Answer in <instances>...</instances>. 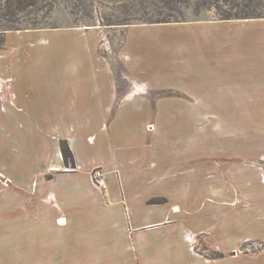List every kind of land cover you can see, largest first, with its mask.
I'll return each mask as SVG.
<instances>
[{
  "label": "rangeland",
  "instance_id": "1",
  "mask_svg": "<svg viewBox=\"0 0 264 264\" xmlns=\"http://www.w3.org/2000/svg\"><path fill=\"white\" fill-rule=\"evenodd\" d=\"M224 18H264V0H0V66L1 61L7 64L5 56L9 55V36L18 35L19 32V36L33 35L36 32L39 37L46 39L40 43L38 36L36 39L28 35L10 37L9 46L17 47V53L11 56L9 62L12 77L5 78L0 75V264H93L98 244L99 249L103 248L104 258L113 257L101 264H126V250L121 251V247L118 250L119 243H123V248L126 247V239L114 237L110 230L97 227L99 224L95 226L94 213L92 221L88 218L81 223L79 217L69 213V207L74 205L78 196L85 194L94 201L98 189L92 181V187L88 189L81 186L82 179H74L71 175L73 172L68 170L76 169V164L73 168H65L62 164L57 167L60 171L54 173L50 168L54 167L51 166L52 162H56L55 154L50 151L51 164L45 165L40 151L42 143H38L66 120L65 131L74 138L75 154L81 169L107 159L113 150L108 133L111 117L89 116L90 110L94 109L90 105L83 112L87 115L80 116L70 111L63 112L62 117L56 114H59L58 106L62 104L63 98L69 100L74 95L72 100L78 99L89 104L96 100V94L101 89L109 95L105 80L95 81L96 84L93 85L90 83V63H108L117 89L125 86L122 85L124 81L129 83L123 77V61L127 58L122 51L125 43L130 49L133 45L142 49V52L150 53L158 65L186 62L201 65L210 60L211 65L216 66L211 69L210 80L198 77L197 80L193 78L192 81H187L181 77V72H170L172 76L166 75L164 80L167 82L163 85L169 87L168 89L147 91V94L154 93L148 97L151 104H154V95H159L190 103L196 100L193 102L194 107L203 109L205 101L202 103L201 99L207 91L210 94L208 97L214 99L216 105H229L220 90L221 84L224 86L235 76L241 78V83L256 84L258 91L254 96L251 95L253 102H246L248 99L244 100L243 95L235 97L236 103L249 104L247 108L227 106L225 109L237 111L240 116L193 118L190 124L195 135L197 134L194 136L195 143L199 133L203 135V144L202 140L199 143L204 145V152L208 153L210 162H215V167L228 159H256L242 162L241 165L257 168L264 181V163L257 161L259 155H264V118H254L255 113H264V43H251L256 30L243 29L245 26L239 25L224 27L223 31L228 32V36L237 32L240 46L235 54L233 47L227 42L222 56L218 52L206 53L204 56L201 47L187 49V42L192 39L190 27L169 29L158 40L153 39L154 36L150 34H147L148 38H140L139 42L133 35L127 36V30L131 26L182 25ZM261 29L257 27V30ZM86 32L90 36L79 37ZM46 33L56 35L47 37ZM86 38H95L97 41L94 55L85 48L88 45ZM17 39L23 41L21 46ZM30 39L33 40L32 46L29 45ZM160 40L170 45L167 51L169 54L158 52ZM170 56L172 61H169ZM77 63L85 65V68L77 69L76 76L72 77L70 72L74 71L72 67ZM202 82L206 84L205 91L202 89ZM186 89L191 95L189 99L184 94ZM167 103H170L168 99L164 104ZM220 109L221 107L217 110ZM10 116L13 118L9 119ZM134 120L128 116L124 119V127L129 130L137 129L141 121L137 123ZM159 120L162 121L161 125ZM183 121L186 124V119L167 122L162 117L147 119L145 124L161 128L160 137H163V129L180 126ZM203 127L207 128V135L201 131ZM55 141L59 145L61 141H66L69 147L67 140L59 141L56 137ZM211 158L216 161H211ZM262 159L264 161V158L258 160ZM201 161L208 160L197 161L194 166ZM228 167L229 163L226 162V168ZM211 168H214L212 164ZM95 169L101 171L107 187L105 171L101 167L92 171ZM119 179L121 181L120 174ZM98 197L100 206L102 200L99 194ZM149 201L152 203L146 207V211L157 212L162 205L155 204L164 202L163 199ZM52 204L61 205L71 217L63 210L56 212L48 209L47 206ZM56 216L61 217L55 220L57 226L54 223ZM239 223L233 226V234L229 235L234 236L235 240L243 239L254 232L253 228L245 224L238 226ZM154 233L156 232L145 233V236H149L148 241L151 236L154 237ZM158 237L159 242L169 238L168 234ZM198 238L201 241L195 245V251L209 256L207 258H213L210 247L207 248L202 243L200 236ZM148 241V244L144 243L134 251L137 256L140 255L137 257L139 264H202L195 257H161L159 248L162 244ZM232 241L233 238H228L226 242ZM149 249L154 251L151 257H148L151 254ZM238 250L242 257L223 255L221 258L225 259L220 264H264V240L246 242ZM128 253L135 257L132 252Z\"/></svg>",
  "mask_w": 264,
  "mask_h": 264
},
{
  "label": "crops",
  "instance_id": "2",
  "mask_svg": "<svg viewBox=\"0 0 264 264\" xmlns=\"http://www.w3.org/2000/svg\"><path fill=\"white\" fill-rule=\"evenodd\" d=\"M233 25L245 26L243 29H255L257 33L251 43H264V18L213 20L182 25L161 24L152 27L131 26L127 30V36L133 35L139 42L140 38H145L147 34H150L154 36L153 39L158 40L169 29L190 27L192 29L190 34L192 39L187 42V49L201 47L204 56H206V53L214 54L215 52L221 53L220 56H222V53L226 51L227 42L233 47L232 51L235 54L239 51L240 41L238 40L239 36L236 35L237 32H229L231 34L228 36V32L223 31L224 27ZM257 27L262 29L257 30ZM35 33L19 36V32L18 35H11L9 38L14 36L20 38L28 35L30 38L36 39L39 34ZM53 35L56 34H45L47 37ZM86 36H90L88 32L79 37L85 38ZM9 38L7 41L9 47L7 53L9 55L5 56L7 64L1 61L2 65L0 66V75L5 78L12 77L9 62L11 56L17 53V47L14 45L9 46ZM32 39L29 40L30 46L33 45ZM39 39L38 41L41 43L45 38L39 37ZM17 40L21 46L23 41ZM96 42L95 38L92 40L86 38L88 45L85 48L91 55H94L97 49ZM169 46L160 40L158 52L167 53ZM131 49L126 43L122 48L123 53L127 56L123 61V77L129 83L124 81L122 85L125 86L120 90L117 89L113 71L108 63H90L88 64L90 83L93 85L99 80H105L109 87V95L101 89L96 94V100L91 101L89 104L78 99L72 100L74 95L69 100L63 98L62 104L58 106L59 114H56L62 117L63 112L70 111L78 113L80 116L81 114L87 115L83 112H86V106L90 105L94 109L90 110L89 116L111 117V127L108 133L111 138L110 147H113V150L107 159L104 158L101 162H94L81 169L75 154L74 138L68 131H65L64 124L67 123L66 120L65 123L63 122L55 128L54 132L47 133L45 140L38 142L42 143L40 144L42 148L40 151L45 159V165L51 164L49 162L50 151L55 154L56 162H52L51 166L54 167L50 169L57 174L60 171L57 167L64 165V162L59 142H56L55 138L58 137L59 141L61 139L67 140L76 164V169L68 171L73 172L70 174L74 176V179L76 178L75 180L82 179L81 186L85 188L92 187L90 180L92 169L101 167L105 171L107 178L106 192L101 194L98 190L94 201L85 194H81L82 197L78 196V200H74L72 207L68 206L70 208L69 213L79 217V223L88 218L92 221V214L94 213L96 215L95 226L99 224L97 227L110 230L114 237H119L121 240L126 239L125 248H123V243L118 244V250L121 247V251L125 249L128 254L126 264H139L137 257L140 255L137 256L134 251L142 244L147 243L149 236H145V233L150 231L156 232L154 233L155 238L150 237L149 241L151 242H159L158 236L162 237L168 234L169 238L156 243L157 245L162 244L159 248L161 257H167L168 259L169 257H195L202 264H220L225 258H215L217 257L216 254H222L224 257H242L238 252L242 245L250 241L264 240V181L261 179L262 175H260L257 168H246L241 165L242 162L256 159H228L223 163H218L215 167V162H210L208 153L204 152V145L199 143L202 140L203 144V135L199 133L197 142H194V136L197 134L195 135L190 120L193 118H210V116H240L237 111L225 110L226 107L238 109L241 106L247 108L249 104H238L239 102L236 103L235 97L243 95L244 100L248 99L246 102H253L251 95L254 96L258 91L257 85L253 82L241 83V78H236V76L224 86L221 84L220 90L223 91L224 100L229 105L227 103L216 105L215 100L209 98L210 94L204 90L207 87L204 86L206 84L203 82L201 84L203 91H205V95L201 99L202 103L205 101L203 109L194 107L193 102L196 100L190 103V101H184L183 99L168 98V96L165 98L159 95H154V104H151L148 97L153 96L154 93L147 94V91L168 89L169 87L163 85L167 82L164 77L166 75L172 76L170 72H181V77L187 81H192L193 78L197 80L198 77L210 80L212 76L211 69L216 68V66L211 65L210 60L207 58L205 59L208 62L201 65L192 62L158 65L150 53L142 52V49L137 46L133 47V45ZM169 61H172L171 56ZM74 66L72 67L74 71L70 72L72 77L76 76L77 69L85 68V65L81 63ZM184 94L188 99L191 96L188 89L184 91ZM98 95L104 97L99 99ZM167 99L170 103L164 104ZM220 107L221 109L217 110ZM128 116L133 117L137 123L141 121L137 129L129 130L124 127V119ZM162 117L167 122L174 119H186V124L183 121L180 126L169 128V130L163 129V137H160L161 128H153L152 124L145 123L147 119H160ZM254 118H264V113L257 112ZM159 121L161 125L162 121ZM206 129V127H203L201 131L207 135ZM49 135L50 139H48ZM261 158H264V155H259L257 161L264 163L263 159L258 160ZM200 160L208 161H201L195 167L194 164ZM213 160L211 158V161ZM226 162L229 163L228 168H226ZM211 164L214 168H211ZM232 164L234 165L233 168ZM119 174L122 182L119 179ZM48 188H50L49 185ZM58 191L60 193L59 188ZM54 194H56L55 189ZM98 194L102 200L100 206L97 202L99 199ZM150 199L164 200L163 203L155 204V206L162 205L158 212L146 211V207L152 203L149 201ZM47 207L56 212L63 210L62 206L58 204ZM64 213L68 214L66 211ZM69 216L71 217V215ZM57 218L60 219L61 217L56 216L54 223ZM62 218H65V216H62ZM237 222H240L238 226L245 224L253 228L254 232L243 239L235 240L234 236L229 235L233 234V226H237ZM169 227L170 229H168ZM199 236L203 239L202 243L207 248L210 247L209 250L213 253V258L211 256L207 258L209 256L195 251V245L201 241L198 238ZM226 237L227 239L233 238V241L231 243L226 242ZM128 251L132 252L135 257L130 255ZM149 251L151 254L148 257H151L154 251L150 249ZM95 255L93 264H101L105 262L104 260H112L113 258H104L103 248L99 249V244Z\"/></svg>",
  "mask_w": 264,
  "mask_h": 264
},
{
  "label": "trees",
  "instance_id": "3",
  "mask_svg": "<svg viewBox=\"0 0 264 264\" xmlns=\"http://www.w3.org/2000/svg\"><path fill=\"white\" fill-rule=\"evenodd\" d=\"M221 20H231V18H224V19H221ZM60 152L62 154L64 165L67 166V167H72L73 168L75 166V161H74L72 152L69 149L66 141H61ZM221 257H223L222 254H217V257H215V258H221Z\"/></svg>",
  "mask_w": 264,
  "mask_h": 264
},
{
  "label": "built area",
  "instance_id": "4",
  "mask_svg": "<svg viewBox=\"0 0 264 264\" xmlns=\"http://www.w3.org/2000/svg\"><path fill=\"white\" fill-rule=\"evenodd\" d=\"M91 181L93 185L102 193L104 194L107 190L105 180L103 179L101 171L95 169L91 171Z\"/></svg>",
  "mask_w": 264,
  "mask_h": 264
},
{
  "label": "bare ground",
  "instance_id": "5",
  "mask_svg": "<svg viewBox=\"0 0 264 264\" xmlns=\"http://www.w3.org/2000/svg\"><path fill=\"white\" fill-rule=\"evenodd\" d=\"M62 221V220H61Z\"/></svg>",
  "mask_w": 264,
  "mask_h": 264
}]
</instances>
